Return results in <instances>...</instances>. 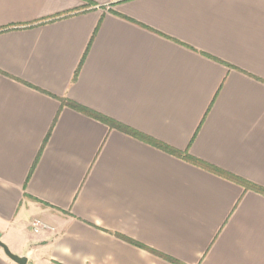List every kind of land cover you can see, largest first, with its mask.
<instances>
[{
  "label": "crops",
  "instance_id": "0c3cea01",
  "mask_svg": "<svg viewBox=\"0 0 264 264\" xmlns=\"http://www.w3.org/2000/svg\"><path fill=\"white\" fill-rule=\"evenodd\" d=\"M211 168L264 189V0H0V242L11 253L264 264V195ZM0 264H15L1 248Z\"/></svg>",
  "mask_w": 264,
  "mask_h": 264
},
{
  "label": "trees",
  "instance_id": "16d2710c",
  "mask_svg": "<svg viewBox=\"0 0 264 264\" xmlns=\"http://www.w3.org/2000/svg\"><path fill=\"white\" fill-rule=\"evenodd\" d=\"M77 73H78V71L75 73V77H76ZM66 104L69 107H71V108H73V109H75V110H77L79 112H82V113H84V114H86V115H88V116H90V117H92L94 119H97V120H99V121L107 124L110 128L117 129V130H119L121 132H124V133L129 134V135L134 136V137H137V138H139V139H141V140H143V141H145V142H147V143L155 146L156 148H159V149H161V150H163V151H165V152H167L169 154L182 156V154H180L179 152L173 150L172 148H170V147H168V146H166V145H164L162 143L156 142V141H154L152 139H149L147 137H144V136L136 133L135 131H133V130L127 128V127H124V126H122V125H120V124H118V123H116V122H114L112 120H109L107 118L102 117L101 115H99V114H97L95 112L89 111V110H87V109H85V108H83L81 106H78V105H76V104H74L72 102H69V101L66 102ZM183 158L186 159V160H188V161H190V162L198 163L197 161H195L194 159H192L191 157H189L187 155H183ZM204 167L205 168H209L207 166H204ZM211 170L214 171V172H216V173H219V174H222V175L227 176V178L236 181L237 183H239L240 185H242L243 187H245L248 190H252L254 192H257V193H260V194L264 195V189H261L259 187L254 186V185H250V184L245 183L244 181H241L239 179L230 177L229 175L224 174L222 172H219L216 169H212L211 168ZM168 260L170 262L174 263V261H171L170 259H168Z\"/></svg>",
  "mask_w": 264,
  "mask_h": 264
},
{
  "label": "water",
  "instance_id": "95a60500",
  "mask_svg": "<svg viewBox=\"0 0 264 264\" xmlns=\"http://www.w3.org/2000/svg\"><path fill=\"white\" fill-rule=\"evenodd\" d=\"M0 248L2 249L4 255L13 263L15 264H26L27 259L25 257H20L17 255H14L10 252V250L4 245L2 242H0Z\"/></svg>",
  "mask_w": 264,
  "mask_h": 264
},
{
  "label": "built area",
  "instance_id": "2783aa9c",
  "mask_svg": "<svg viewBox=\"0 0 264 264\" xmlns=\"http://www.w3.org/2000/svg\"><path fill=\"white\" fill-rule=\"evenodd\" d=\"M40 227H42V225L40 224L39 221H34L32 223V228L34 229V231L36 232Z\"/></svg>",
  "mask_w": 264,
  "mask_h": 264
}]
</instances>
